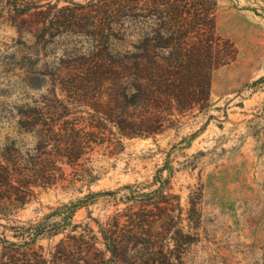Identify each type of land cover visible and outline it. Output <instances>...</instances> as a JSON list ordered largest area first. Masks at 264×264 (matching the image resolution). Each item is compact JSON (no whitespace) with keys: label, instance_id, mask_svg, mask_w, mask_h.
<instances>
[{"label":"rangeland","instance_id":"rangeland-1","mask_svg":"<svg viewBox=\"0 0 264 264\" xmlns=\"http://www.w3.org/2000/svg\"><path fill=\"white\" fill-rule=\"evenodd\" d=\"M88 1L42 0V4L59 8ZM214 9L216 35L228 43L233 59L212 72L208 106L175 121L180 117L175 111L165 117V106L156 105L152 126L156 134L122 139V151L112 156L96 147L80 160L98 176L95 182L38 189L11 223H1L25 227L43 223L50 232L56 223L64 224L59 234L47 232L31 250L25 249L26 258L35 264H43L40 255L45 264H83L79 253L85 240L80 230L70 232L71 227L88 225L97 231V223L133 213L136 204L126 200L125 190H118L126 185L153 189L149 185L154 175L166 164L183 217L188 197L197 202L199 212L185 228L193 237L174 252L173 264H264V0H216ZM38 22V17L19 16L0 0V146L11 141L34 144L31 134H21L40 114H55L56 98H62L60 80L66 99L90 103L87 97L98 90L59 74L61 69L93 64L86 58L94 43L82 35L88 30L75 28L71 35L43 38L37 33ZM141 113L143 109L136 112ZM25 115L34 117L27 125L21 120ZM106 191L118 193L102 194ZM68 234L75 239H65ZM3 235L17 241L0 227V239ZM62 239L65 245L58 247ZM68 243L72 248L63 253ZM2 245L0 240V254ZM22 259L23 255L13 260L0 255V264H22Z\"/></svg>","mask_w":264,"mask_h":264},{"label":"trees","instance_id":"trees-1","mask_svg":"<svg viewBox=\"0 0 264 264\" xmlns=\"http://www.w3.org/2000/svg\"><path fill=\"white\" fill-rule=\"evenodd\" d=\"M5 1L19 16L39 18L40 37H63L79 28L87 29L82 35L94 43L86 58L93 63L90 67L59 71L62 79L97 87L95 95L87 97L90 103L66 99L60 80L62 98H56L55 114H40L21 134H31L34 144L11 141L0 146V227L17 240L3 235L0 255L10 260L23 255L22 264H35L26 258L25 249L31 250L47 232L59 234L64 223H56L52 232L43 223L6 224L34 199L36 191L63 183L95 182L98 176L80 160L96 147L112 156L122 151V139L156 134L152 129L156 105L165 106V117L175 111L180 116L175 121L186 112L206 108L212 72L233 57L228 43L216 35V0H89L59 8L42 0ZM138 109L144 113L136 114ZM30 117L21 120L27 125L34 118ZM166 171L168 176L163 177ZM169 179L164 164L149 185L153 189L123 186L118 191L125 190L126 200L138 209L97 223V231L74 224L70 232L80 230L85 240L79 253L83 264H173L174 252L192 239L185 228L199 212L197 202L188 197L183 217L180 197L171 192ZM118 191L102 194L116 196ZM65 237L75 239L71 234ZM65 241L57 246L63 247ZM71 248L68 243L62 252ZM39 259L46 263L41 255Z\"/></svg>","mask_w":264,"mask_h":264}]
</instances>
